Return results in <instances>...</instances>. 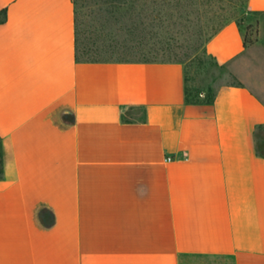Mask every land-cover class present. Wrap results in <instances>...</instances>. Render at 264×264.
<instances>
[{
	"label": "crops",
	"instance_id": "crops-1",
	"mask_svg": "<svg viewBox=\"0 0 264 264\" xmlns=\"http://www.w3.org/2000/svg\"><path fill=\"white\" fill-rule=\"evenodd\" d=\"M75 7L0 0V264H264V0L256 42L206 40L212 103L178 61H77Z\"/></svg>",
	"mask_w": 264,
	"mask_h": 264
},
{
	"label": "rangeland",
	"instance_id": "rangeland-1",
	"mask_svg": "<svg viewBox=\"0 0 264 264\" xmlns=\"http://www.w3.org/2000/svg\"><path fill=\"white\" fill-rule=\"evenodd\" d=\"M75 1L78 19L85 29L106 25L99 12L102 8L111 9L107 0ZM113 9L123 26L133 28L138 24L139 29L147 28L143 47L147 56L183 61L189 88L193 90L212 81L218 85L232 80L221 78L220 69L211 65L210 57L204 52L205 40L222 21L239 19L244 28L252 23V37H259L254 23L257 15L248 9V0H117ZM194 264L218 263L207 260Z\"/></svg>",
	"mask_w": 264,
	"mask_h": 264
},
{
	"label": "trees",
	"instance_id": "trees-1",
	"mask_svg": "<svg viewBox=\"0 0 264 264\" xmlns=\"http://www.w3.org/2000/svg\"><path fill=\"white\" fill-rule=\"evenodd\" d=\"M106 3L110 4L111 9L107 8L99 12V18L104 17L106 25L104 27H97L92 30L84 28L82 20L78 19L77 8L75 7L76 19H75V59L77 61L98 62V61H178L183 63L179 58L176 59H163L158 57H149L143 50L146 45L147 28L141 27L136 24L133 28H127L123 26L121 18H116L113 8L116 7L117 0H107ZM76 5V1H75ZM3 18L0 22L6 19V10L0 12ZM255 16L259 15V12L251 11ZM115 17V19H114ZM233 18H227L222 21L207 37V39L216 33L227 21ZM237 23L245 31V47L253 44L258 38L252 37L253 24L250 23L244 28L239 19H236ZM206 39V40H207ZM205 40V42H206ZM204 52L211 59V65L217 66L220 71V77L227 80L232 78L231 81H225L221 84L225 85H238L236 76L231 73L224 64H220L215 58L209 55L205 49ZM186 70V69H185ZM189 80L186 74V101L189 103L206 102L212 103L216 97V87L214 81L207 84L203 88L192 89L189 88ZM1 139V137H0ZM256 151L264 157V127L259 125L256 133ZM0 153V178L3 177L4 167L3 160Z\"/></svg>",
	"mask_w": 264,
	"mask_h": 264
},
{
	"label": "built area",
	"instance_id": "built-area-1",
	"mask_svg": "<svg viewBox=\"0 0 264 264\" xmlns=\"http://www.w3.org/2000/svg\"><path fill=\"white\" fill-rule=\"evenodd\" d=\"M171 159H172V157H170V156H169V157H167V160H171Z\"/></svg>",
	"mask_w": 264,
	"mask_h": 264
}]
</instances>
